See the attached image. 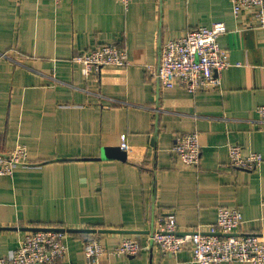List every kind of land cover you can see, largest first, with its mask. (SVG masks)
<instances>
[{"label": "crops", "instance_id": "crops-1", "mask_svg": "<svg viewBox=\"0 0 264 264\" xmlns=\"http://www.w3.org/2000/svg\"><path fill=\"white\" fill-rule=\"evenodd\" d=\"M223 21L219 42L231 65L221 88L191 93L161 87L160 45L198 25ZM128 51L129 64L85 75L74 54L106 42ZM0 152L23 143L33 164L0 175V256L30 227L118 228L145 247L105 264H198L189 249L163 253L148 241L157 212L173 214L180 232L209 230L218 207H238V231L264 233V26L231 0H0ZM197 129L201 161L185 164L175 136ZM126 134L129 150L121 148ZM258 151V170L233 167L228 146ZM119 147L126 158H103ZM86 231H70L67 262L85 264ZM66 263V262H65ZM219 264H259L221 262ZM264 264V263H261Z\"/></svg>", "mask_w": 264, "mask_h": 264}, {"label": "built area", "instance_id": "built-area-1", "mask_svg": "<svg viewBox=\"0 0 264 264\" xmlns=\"http://www.w3.org/2000/svg\"><path fill=\"white\" fill-rule=\"evenodd\" d=\"M59 2L60 0H55ZM125 9L131 0H117ZM233 13L240 17L249 11L264 26V0H231ZM227 30L223 21L211 25H198L183 35L164 41L160 45V57L155 69L161 87L181 85L191 93L200 90L220 89L221 73L231 65L229 50L222 47L219 36ZM1 56L9 55L1 51ZM128 51L117 42H106L73 55L72 61L82 65V71L89 75L99 73L105 65L126 66ZM261 128L264 129V102L256 107ZM200 132L178 133L172 149L184 163L197 167L201 161ZM121 148L129 150L126 134H122ZM229 162L233 167L258 170L263 155L258 151L243 152V146L231 142L228 146ZM25 144L18 143L6 152H0V175H12L19 165H30ZM243 215L238 207L221 205L215 224L209 230L200 228L180 232L173 214L157 212L154 227L148 241L156 244L163 253L177 255L189 249L191 261L198 264H219L221 262L264 263V233L238 231ZM25 233L19 244L7 255L0 256V264H77L69 260L66 242L69 231L60 225H41ZM98 229V228H96ZM100 229V228H99ZM98 230L86 231L83 239L85 264H105L113 256H136L145 245L137 238L126 236L115 245H107ZM66 262V263H65Z\"/></svg>", "mask_w": 264, "mask_h": 264}, {"label": "water", "instance_id": "water-1", "mask_svg": "<svg viewBox=\"0 0 264 264\" xmlns=\"http://www.w3.org/2000/svg\"><path fill=\"white\" fill-rule=\"evenodd\" d=\"M101 157L103 158H110V157H116L120 159L126 158V152L122 150L119 147H104L101 152ZM31 229H37V228H43V227H30ZM68 231H88V232H96L97 230L99 232L103 231H119V232H132V230H124V229H118V228H70L67 227Z\"/></svg>", "mask_w": 264, "mask_h": 264}, {"label": "bare ground", "instance_id": "bare-ground-1", "mask_svg": "<svg viewBox=\"0 0 264 264\" xmlns=\"http://www.w3.org/2000/svg\"><path fill=\"white\" fill-rule=\"evenodd\" d=\"M183 161V160H182ZM184 162V161H183ZM186 164V163H185ZM188 165V164H187ZM192 167H195V166H192ZM70 232V231H69Z\"/></svg>", "mask_w": 264, "mask_h": 264}, {"label": "rangeland", "instance_id": "rangeland-1", "mask_svg": "<svg viewBox=\"0 0 264 264\" xmlns=\"http://www.w3.org/2000/svg\"><path fill=\"white\" fill-rule=\"evenodd\" d=\"M36 227V226H35Z\"/></svg>", "mask_w": 264, "mask_h": 264}]
</instances>
